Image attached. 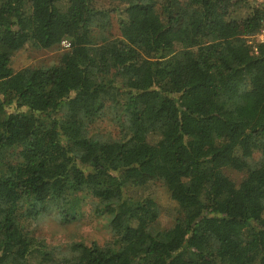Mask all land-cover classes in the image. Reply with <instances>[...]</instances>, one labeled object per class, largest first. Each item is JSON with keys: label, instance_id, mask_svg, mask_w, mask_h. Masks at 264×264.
Segmentation results:
<instances>
[{"label": "trees", "instance_id": "obj_1", "mask_svg": "<svg viewBox=\"0 0 264 264\" xmlns=\"http://www.w3.org/2000/svg\"><path fill=\"white\" fill-rule=\"evenodd\" d=\"M263 20L264 0H0V264H264ZM89 196L106 243L35 234Z\"/></svg>", "mask_w": 264, "mask_h": 264}, {"label": "rangeland", "instance_id": "obj_2", "mask_svg": "<svg viewBox=\"0 0 264 264\" xmlns=\"http://www.w3.org/2000/svg\"><path fill=\"white\" fill-rule=\"evenodd\" d=\"M104 5L109 4L110 0H102ZM261 1V0H259ZM248 13L246 9H238L236 16L242 17ZM110 38L119 35L116 19H112L111 24L105 31ZM64 53L60 45L49 49H40L35 47H25L17 51L12 58V67L15 71L33 66L49 65L59 61L60 56ZM106 125V124H105ZM226 173L240 182L244 177V172L233 168H227ZM153 195L159 200L163 207L162 216L159 219L161 227H168L173 224V220L179 215V207L174 201L161 182H154ZM92 197H85L87 202L81 209L80 216L74 221H62L55 211L46 214L37 222L35 234L44 238L46 243L51 246L59 244H69L74 241L91 243L96 241L100 244L106 243L111 238L108 221L105 215L99 216L94 212L95 201Z\"/></svg>", "mask_w": 264, "mask_h": 264}, {"label": "built area", "instance_id": "obj_3", "mask_svg": "<svg viewBox=\"0 0 264 264\" xmlns=\"http://www.w3.org/2000/svg\"><path fill=\"white\" fill-rule=\"evenodd\" d=\"M262 1V0H261ZM247 42L252 46L255 52L258 51L259 44H264V20L262 28L255 34L249 35L247 37ZM72 46V42L69 38H63L61 41V47L63 50L70 49Z\"/></svg>", "mask_w": 264, "mask_h": 264}]
</instances>
